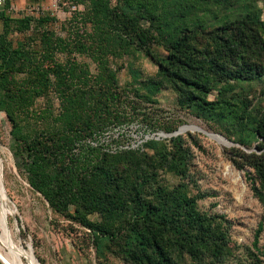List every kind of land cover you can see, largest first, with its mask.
I'll return each instance as SVG.
<instances>
[{
    "label": "rangeland",
    "instance_id": "obj_1",
    "mask_svg": "<svg viewBox=\"0 0 264 264\" xmlns=\"http://www.w3.org/2000/svg\"><path fill=\"white\" fill-rule=\"evenodd\" d=\"M122 12L138 14L136 28L151 34L148 53L126 31ZM22 17L45 22L31 21L19 33L15 21ZM2 29L12 48H27L21 56L30 71L14 75V84L37 82L36 70L49 83L43 94L28 92L16 128L0 110V250L8 254L1 261L146 264L139 251L145 245L125 219L148 208L164 221L160 243L172 264H264V182L255 179L253 195L231 162L258 152L264 134V0H0ZM181 36L184 55L164 48ZM190 97L216 106L188 105ZM98 114L123 122L96 141L69 146L70 188L49 182L36 192L32 156L52 157L46 150L53 143L61 150L74 125ZM145 116L157 122L152 132L140 127ZM181 126L188 128L169 136ZM104 151L113 155L103 164L117 182L110 193L92 181ZM84 188H95L100 204L117 198L120 209L106 216L78 196L63 210L50 203ZM144 252L154 257L150 248Z\"/></svg>",
    "mask_w": 264,
    "mask_h": 264
},
{
    "label": "trees",
    "instance_id": "obj_2",
    "mask_svg": "<svg viewBox=\"0 0 264 264\" xmlns=\"http://www.w3.org/2000/svg\"><path fill=\"white\" fill-rule=\"evenodd\" d=\"M123 4L127 3L129 0H122ZM142 11L147 12L146 8H143ZM121 20L125 23V29L129 34H134L137 37L138 44L140 48L148 53L147 44L152 41L151 34L147 33L144 30H138L136 28L137 20L139 19L138 14L129 16L123 12L120 15ZM31 21L34 23L45 22L44 19L32 20L28 17H22L15 21L14 30L19 33H24L27 27L30 25ZM184 40L185 38L181 36L178 40L172 43H166L164 48L169 52L173 53H182L184 55ZM25 46H20L19 50L12 48L10 42L7 40V32L5 29H2L0 32V110L3 111L7 121L10 123L11 129H14L18 125V115L21 114L26 106L28 105L30 94L34 95L43 94L46 92L48 80L46 75L36 70L32 72L33 77L36 78L37 82L27 79L24 82H21L19 85L14 84L13 76L16 74L26 75L29 70V64L25 58L21 55L26 51ZM159 65V64H158ZM26 73V74H25ZM179 80L185 84L192 83L187 78L178 76ZM36 83L37 87L32 86ZM31 90V91H30ZM188 105L195 106L201 109L213 110L216 104L204 101L198 98H186ZM216 103V102H215ZM219 105V102H217ZM128 119L130 117L127 116ZM137 118V116H136ZM134 119V118H132ZM144 119V117H143ZM122 120H119L116 116H108L105 114H98L95 120H86L81 124L74 125L71 128L69 135L66 140L62 139L59 149H56L57 145L52 144L53 148L50 146V150L46 152L54 153L52 157L47 156L46 154H41V152H36L30 161V167L28 168L29 174V184L30 186L38 193H43L44 188L49 182H59L64 184L67 188H70L68 182L66 181V170L68 164L65 163V159L68 162L72 161V154H69V146L80 145L85 138H92L98 140L102 133L114 128L118 123H122ZM157 126V122L150 117L145 116L144 121L140 124L141 128L153 131L154 127ZM68 133V132H67ZM96 137H98L96 139ZM260 141L256 147L258 152L250 153H241L238 156V159L231 158V162L237 170L244 172L245 181L249 185V190L253 195L258 196V190L255 186V179H258L260 182H264V134H258ZM175 141H178L176 139ZM41 145V144H35ZM102 145V144H101ZM41 147V146H40ZM36 149V148H34ZM45 146L43 148V151ZM116 154V153H115ZM102 161L96 162L93 170V179L92 181L99 186L111 191H114L117 188V182L114 174L109 173L107 169L108 166L103 164L104 158L113 156L108 152L104 151L101 153ZM64 159V160H63ZM49 165H52V168L59 167V172H55L53 175L51 171L53 169H48ZM70 191V190H69ZM106 192V190H104ZM104 193V192H102ZM113 194V193H112ZM105 195V194H104ZM107 195V193H106ZM78 196L80 199L81 205H90V203L98 205L96 208H90L99 210L103 215L110 216L113 211L120 209L114 205L117 202V198L112 200L111 206L100 204L97 200V190L95 188H84L81 192H69L67 195L59 200L50 201L56 209H65L67 205L75 200V197ZM122 203V202H120ZM137 213L136 218H127L125 219L126 224L130 225V230L134 231L138 237V242L142 241V244L145 245V248H150L153 252L154 257L150 258L148 254L144 252V247L140 248L143 253V260L146 264H172L169 257L164 253L163 246L160 243L162 236L161 231L164 227V221L161 216L157 215L155 211L148 208L145 209V212L140 211L138 208L134 210ZM139 213V214H138ZM95 230L100 231L101 234L106 235L110 241L115 240V236L107 228L101 226H92ZM262 223L257 225V229L254 233V241H256L257 236L261 232ZM137 242V243H138Z\"/></svg>",
    "mask_w": 264,
    "mask_h": 264
},
{
    "label": "bare ground",
    "instance_id": "obj_3",
    "mask_svg": "<svg viewBox=\"0 0 264 264\" xmlns=\"http://www.w3.org/2000/svg\"><path fill=\"white\" fill-rule=\"evenodd\" d=\"M220 140V139H219ZM221 141V140H220ZM0 186H1V182H0ZM2 187V186H1ZM2 193H3V195H5V193H4V189H3V187H2ZM1 200H2V205H1V211H2V218L3 219H5V212H6V210L4 209V207H3V202H5L6 200L2 197V195H1ZM5 204V203H4ZM2 230H3V226H2V228H1ZM6 253V252H5ZM4 253V250H0V255H2V254H5ZM7 254V253H6ZM8 255V254H7ZM33 255V254H32ZM8 260H9V262L11 263V264H14L13 263V261L9 258V257H6ZM0 262H2V264H5L4 263V261H1L0 260ZM35 259L33 260V263H31V264H35Z\"/></svg>",
    "mask_w": 264,
    "mask_h": 264
},
{
    "label": "water",
    "instance_id": "obj_4",
    "mask_svg": "<svg viewBox=\"0 0 264 264\" xmlns=\"http://www.w3.org/2000/svg\"><path fill=\"white\" fill-rule=\"evenodd\" d=\"M188 127L187 126H181V127H179L174 133H172L171 135H169V136H176V135H179L181 132H183L184 130H186ZM217 138H219L220 140H221V142H222V144H224V145H227L228 143H226L225 141H223L220 137H217ZM2 187H3V185H2ZM4 189V188H3ZM7 198V197H6ZM8 202H9V200H8ZM13 212H14V209H12V212H10L9 213V215H12L13 214ZM3 223H4V226L6 227V225H5V219H3ZM28 249L30 250V247L28 246ZM30 252H31V250H30ZM32 253V252H31Z\"/></svg>",
    "mask_w": 264,
    "mask_h": 264
}]
</instances>
